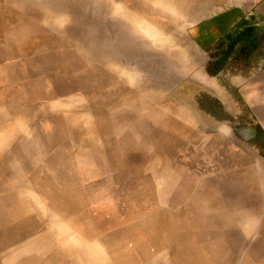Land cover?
<instances>
[{"label": "bare ground", "instance_id": "1", "mask_svg": "<svg viewBox=\"0 0 264 264\" xmlns=\"http://www.w3.org/2000/svg\"><path fill=\"white\" fill-rule=\"evenodd\" d=\"M186 4L0 0V170L18 188L0 196V264H264V229L251 233L258 225L252 216L264 212V178L249 175L247 168L255 167L247 161L249 151L233 146L224 164L234 172H222L215 182H195L172 150L184 141L179 133L185 126L153 106L159 96H137V88L109 67L125 62L119 46L127 43L163 57L170 42L164 35L171 22L181 26ZM59 13L66 15L60 25L41 22ZM129 14L145 19L140 27L147 37L132 29ZM1 48L13 59L5 60ZM253 87L256 91L245 96L264 117V90ZM40 112L54 123L55 141L67 135L87 164L105 173L94 187L84 178L76 183L69 175L54 182L37 172L31 178L34 190L19 176L20 161L32 149V168L45 151L27 142ZM8 127L16 130L18 142L4 132ZM224 132L215 131L211 142L236 143ZM98 188L127 207H119L116 216L91 209L88 202ZM7 208L15 214H7Z\"/></svg>", "mask_w": 264, "mask_h": 264}, {"label": "rangeland", "instance_id": "2", "mask_svg": "<svg viewBox=\"0 0 264 264\" xmlns=\"http://www.w3.org/2000/svg\"><path fill=\"white\" fill-rule=\"evenodd\" d=\"M185 1V13L179 18L181 26L171 22V27L164 35L170 41L163 56L165 58L150 52L146 54L140 45L127 43L119 46V55L125 62L121 65L111 63L109 67L114 74L117 69L116 76L124 83L137 88V96H159L161 100L153 106L164 111L161 114L164 118L171 117L181 126H185V132L179 133L184 141L175 144L172 150L177 165L183 167L195 182H215L219 174L228 169L231 171L232 168L224 163L227 162L226 158L229 157L233 146L237 150L245 148V152L249 151L247 161L250 165H255L247 168L249 175L253 173L258 180L263 179L264 164L257 163L264 162V117L259 115L254 104L246 99L244 87L249 86L250 90L255 92L256 88L253 86L264 75V9H261L264 0H254L246 6L235 3L237 0H207L209 4L206 11L196 19L193 16L195 0ZM63 16H66L65 13H59L41 22L49 27L58 26L59 19ZM126 19L138 36L146 35L140 27L145 23V19L135 18L131 14L126 16ZM158 47L159 44L156 45V48ZM1 51L6 53L4 48H1ZM11 59L13 56L6 53L5 60ZM52 81L45 82L46 89L51 87ZM45 100L52 102L47 97ZM84 114L92 113L86 111ZM142 114L146 118L149 115ZM32 120L34 135H26L32 137L27 142L30 147H44L45 151L38 157L39 162L36 161L38 168L28 166L36 158L35 149L20 161L19 176L28 186L30 184L29 189L36 187L31 178L37 172L42 174L43 178L53 177L54 182L57 178L69 175L75 178L76 183L82 182L84 178L91 187L105 175L98 171L95 165L87 164V160L76 151L79 146L73 139L65 135L57 137L55 141V125L44 112H40ZM111 120L113 124L116 123ZM150 122L160 123L153 119ZM123 123L127 125L129 122ZM98 126H101V123H98ZM15 131L9 127L4 130L9 138L13 136V141L18 142L19 137L15 136ZM215 131L229 133L236 143L233 141L234 144L220 145L211 142ZM36 133L38 136L34 137ZM21 145L28 146L26 142ZM166 153L164 151L165 156ZM213 163L215 164L212 165ZM1 178L5 180L0 183L5 191H0V196L18 191L17 184L4 170H0ZM91 197L88 202L91 209L103 210L111 216L118 215L116 210L119 207L123 210L127 207L122 201L116 204L110 191L98 188ZM6 213L15 214L10 208L6 209ZM252 217L258 221V225L251 233H261V229H264V212ZM45 246L47 250L53 248L48 244Z\"/></svg>", "mask_w": 264, "mask_h": 264}, {"label": "crops", "instance_id": "3", "mask_svg": "<svg viewBox=\"0 0 264 264\" xmlns=\"http://www.w3.org/2000/svg\"><path fill=\"white\" fill-rule=\"evenodd\" d=\"M253 1L254 0H237V1H235V3H238L240 5L243 4V6H246L247 4L252 3ZM208 4L209 3L207 0H195L194 5H196V7L194 8V11H193V16L195 17V19L198 18V16L204 14V12L207 9ZM261 9H264V2L261 3ZM254 86H258L259 91L264 90V75H263V77H261L257 80V82ZM250 89H251V87L245 86L244 87V94L247 93L248 91H251ZM246 99H247V97H246ZM263 107H264V105H263Z\"/></svg>", "mask_w": 264, "mask_h": 264}]
</instances>
